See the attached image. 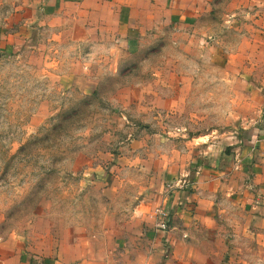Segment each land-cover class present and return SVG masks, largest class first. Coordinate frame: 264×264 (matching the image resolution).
Segmentation results:
<instances>
[{
  "label": "rangeland",
  "instance_id": "obj_1",
  "mask_svg": "<svg viewBox=\"0 0 264 264\" xmlns=\"http://www.w3.org/2000/svg\"><path fill=\"white\" fill-rule=\"evenodd\" d=\"M16 1L0 5V24H14L0 38V237L71 257L77 242L92 258L130 245L119 224L136 209L170 208L172 228L169 205L193 191L194 171L213 153L231 159L264 119L250 7L210 0L191 22L155 11L142 34L90 39L40 12L24 22ZM219 206L199 231L209 264H264L255 211Z\"/></svg>",
  "mask_w": 264,
  "mask_h": 264
},
{
  "label": "crops",
  "instance_id": "obj_2",
  "mask_svg": "<svg viewBox=\"0 0 264 264\" xmlns=\"http://www.w3.org/2000/svg\"><path fill=\"white\" fill-rule=\"evenodd\" d=\"M209 1L20 0L18 3L26 4V7L23 5L26 9L23 14L24 22L32 20L33 12H40L46 23H71L73 27H80L90 39L98 33L110 35L112 31L127 39L136 28L142 34L143 28L147 26L146 20L154 18L155 11L164 10L168 20L178 17L183 19L182 15H186L188 22H191L204 11ZM16 3V0H0V5L15 6ZM240 3L250 7L248 13L252 22L250 21L248 28L253 27L255 30L253 35L257 45L253 46L251 54L257 55L261 61V84H264V0H241ZM37 5L39 11L31 9ZM251 6L257 7L251 11ZM188 8L195 11L189 13ZM11 25L14 24L10 18L0 24V38L5 36L3 28ZM232 146L235 144L228 143V147ZM232 150L237 154L227 156H232L231 159L226 161L224 153H213L204 161L203 166L194 171L193 191L181 189L178 197L181 201L176 199L169 205L174 215L172 228L167 232L156 230V208H141L135 210L133 218L136 221L119 224L120 228L127 231L130 245L119 251H110L108 256L79 257V246L77 242H73L70 245L71 257L64 254L63 246L53 252L12 236L0 237V264H209L208 261L213 259L210 257L214 255L206 246L211 240L199 231L214 229V214L220 207L221 199H235L241 205L244 203L248 209L255 211L254 216L264 228V119L262 123L251 126L245 142ZM166 201L167 197H164V202ZM178 203L181 205L176 207Z\"/></svg>",
  "mask_w": 264,
  "mask_h": 264
},
{
  "label": "built area",
  "instance_id": "obj_3",
  "mask_svg": "<svg viewBox=\"0 0 264 264\" xmlns=\"http://www.w3.org/2000/svg\"><path fill=\"white\" fill-rule=\"evenodd\" d=\"M188 180L183 181V186L188 187L187 184ZM155 215L158 218V221L156 222V228L159 231L167 232L170 230V220H171V211L170 208H164V207H157L155 211Z\"/></svg>",
  "mask_w": 264,
  "mask_h": 264
},
{
  "label": "trees",
  "instance_id": "obj_4",
  "mask_svg": "<svg viewBox=\"0 0 264 264\" xmlns=\"http://www.w3.org/2000/svg\"><path fill=\"white\" fill-rule=\"evenodd\" d=\"M249 130H251V129H249ZM249 130L245 131V132H246V136H247ZM243 143H244V142H243Z\"/></svg>",
  "mask_w": 264,
  "mask_h": 264
}]
</instances>
